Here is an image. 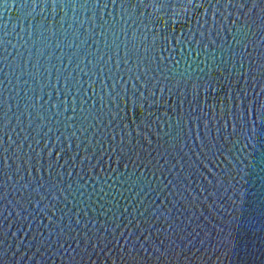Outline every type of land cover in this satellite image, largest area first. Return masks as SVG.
I'll use <instances>...</instances> for the list:
<instances>
[{"label":"water","instance_id":"water-1","mask_svg":"<svg viewBox=\"0 0 264 264\" xmlns=\"http://www.w3.org/2000/svg\"><path fill=\"white\" fill-rule=\"evenodd\" d=\"M0 264H264V0H0Z\"/></svg>","mask_w":264,"mask_h":264}]
</instances>
